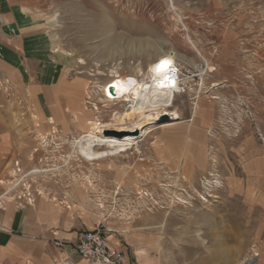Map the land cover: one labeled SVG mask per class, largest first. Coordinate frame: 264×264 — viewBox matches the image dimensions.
<instances>
[{"label": "rangeland", "instance_id": "obj_1", "mask_svg": "<svg viewBox=\"0 0 264 264\" xmlns=\"http://www.w3.org/2000/svg\"><path fill=\"white\" fill-rule=\"evenodd\" d=\"M36 18L72 61L64 74L83 79L84 110L91 80L147 83L168 55L185 78L165 114L179 117L152 125L126 153L89 162L78 153L86 120L73 132L38 128L22 76L41 65L0 60V212L8 198L21 205L52 184L79 186L112 233L145 240L155 264L264 263V0H48ZM4 33L0 20V43ZM116 104L83 138L115 130L104 125L126 111ZM123 246L125 264H137Z\"/></svg>", "mask_w": 264, "mask_h": 264}, {"label": "crops", "instance_id": "obj_2", "mask_svg": "<svg viewBox=\"0 0 264 264\" xmlns=\"http://www.w3.org/2000/svg\"><path fill=\"white\" fill-rule=\"evenodd\" d=\"M47 5L48 0H0L2 29L8 33H4V41L0 43V60L9 68L41 65L38 70L24 68L22 76L27 85L28 80L32 81L29 93L33 111L40 121L38 128L46 133L52 128L73 132L77 124L81 128L86 120V133L80 136L83 138L89 133L91 123L104 122L82 108L83 79H70L64 74L72 61H66V56L53 51L47 34L41 30L36 16L41 15ZM173 95L175 101L176 94ZM258 109V118H264V107L258 105ZM169 113L175 115L174 119L179 117L176 111ZM40 191L34 199L28 201L25 197L22 206L15 197L8 198L5 209L0 212V264H94L82 260L73 248L80 231L93 229L106 221L103 212L92 204L91 195L82 187L67 189L63 184H52ZM107 226L110 243L116 245V249L126 245L137 264H155L148 255L151 247L144 244L142 237L121 232L119 238L108 223ZM56 240L63 241L64 248L56 247Z\"/></svg>", "mask_w": 264, "mask_h": 264}, {"label": "bare ground", "instance_id": "obj_3", "mask_svg": "<svg viewBox=\"0 0 264 264\" xmlns=\"http://www.w3.org/2000/svg\"><path fill=\"white\" fill-rule=\"evenodd\" d=\"M162 62H167V64L161 67ZM175 62L176 60L173 61L172 57L168 55L161 56L158 61L150 66L149 77L152 76V78L147 79V83L135 76L111 79L113 85L109 90H105V92L114 91L116 98L114 100L127 104L126 111L124 113H117L112 123L104 125V128L113 127L119 132L128 133L139 130L140 136L132 137L128 133H125L123 135L124 138L113 139L104 136L103 131L100 134L103 138L97 136L82 138L79 142L78 153L83 159L92 162L126 153L137 144L139 138L151 131L152 125L157 124L158 119L167 115L165 113H167L166 111H170L169 109L173 106V94L176 93L166 89L163 80L166 76V70ZM169 115H173V118L175 116L173 113ZM96 147H103L105 149L95 150ZM251 262L253 261H249L247 264Z\"/></svg>", "mask_w": 264, "mask_h": 264}, {"label": "built area", "instance_id": "obj_4", "mask_svg": "<svg viewBox=\"0 0 264 264\" xmlns=\"http://www.w3.org/2000/svg\"><path fill=\"white\" fill-rule=\"evenodd\" d=\"M183 75L180 65L175 62L166 70V76L163 84L166 89L172 90L175 93L180 92L183 88ZM111 75L105 81L98 79L91 80L88 85L86 109L94 113L95 119L107 115L108 108L114 110L119 105L116 104L114 91L109 90L113 85ZM119 110V109H118ZM116 110V111H118ZM114 111L112 114H114ZM109 228L105 221L97 224L93 229H85L78 233L76 240L73 243V248L79 257L94 264H125L126 255L119 249L113 248L109 241ZM64 242L56 240L55 245L58 248H64Z\"/></svg>", "mask_w": 264, "mask_h": 264}, {"label": "water", "instance_id": "obj_5", "mask_svg": "<svg viewBox=\"0 0 264 264\" xmlns=\"http://www.w3.org/2000/svg\"><path fill=\"white\" fill-rule=\"evenodd\" d=\"M169 119V115H164L162 116L160 119L157 120L158 123H162L164 121H167ZM125 133H128V132H118V131H115V130H111V129H106L104 130V136H119V137H122ZM135 135H140V131L136 130L133 132Z\"/></svg>", "mask_w": 264, "mask_h": 264}, {"label": "snow or ice", "instance_id": "obj_6", "mask_svg": "<svg viewBox=\"0 0 264 264\" xmlns=\"http://www.w3.org/2000/svg\"><path fill=\"white\" fill-rule=\"evenodd\" d=\"M167 64V62H162L161 67L165 66Z\"/></svg>", "mask_w": 264, "mask_h": 264}]
</instances>
